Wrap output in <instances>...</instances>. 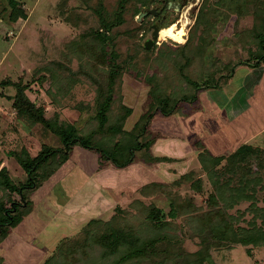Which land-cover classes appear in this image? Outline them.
<instances>
[{
	"label": "rangeland",
	"instance_id": "rangeland-1",
	"mask_svg": "<svg viewBox=\"0 0 264 264\" xmlns=\"http://www.w3.org/2000/svg\"><path fill=\"white\" fill-rule=\"evenodd\" d=\"M9 1L26 17L12 22ZM218 1L155 0L138 16L131 11L141 0L128 4L125 22L107 33L100 51L98 14H110L117 0H0V170L10 179L7 186L0 183V219L1 208L13 219L3 253L0 246L3 264H45L54 250L60 262L71 264L76 254L83 256L88 236L111 255L110 234L121 239L131 229L150 236L154 215L170 252L137 264H264V146L222 156L200 142L182 148L178 138L184 135L172 116L181 101L213 88L222 75L260 65L256 33L262 22L253 14L255 1L247 11ZM185 17L181 38L177 22ZM153 26L162 30L147 49ZM16 85L44 112L47 126L13 108ZM108 88L113 104L102 124L98 109ZM169 108L170 116L160 113ZM149 112L154 117L146 123ZM69 125L102 148L134 136L144 145L125 169L75 147L48 179L43 175L53 167L30 178L11 153L25 151L28 162L41 151L64 152L57 131ZM168 137L176 141L168 144ZM203 152L205 166L198 158ZM219 220L253 233L256 243L239 244L233 236L232 243L203 247L195 233Z\"/></svg>",
	"mask_w": 264,
	"mask_h": 264
},
{
	"label": "trees",
	"instance_id": "trees-1",
	"mask_svg": "<svg viewBox=\"0 0 264 264\" xmlns=\"http://www.w3.org/2000/svg\"><path fill=\"white\" fill-rule=\"evenodd\" d=\"M139 2V0H117V2L114 5V8L110 10V14L106 15L104 12L102 15L98 14V19L100 23V29L96 31L98 34V45L100 51H105L106 49V41H108V34L111 29H114V27H118L120 24L122 25L125 22V15L127 13V5ZM155 0L151 3V0L148 1H142L140 3L139 9H133L131 11L135 14V16H138L141 14V12L144 10V8H149ZM255 1L254 6L256 9H254V16L257 14L259 15L260 22H262L260 29L257 30L256 33V39L259 40V50L260 54L257 55L256 62L258 63H264V0H219L218 5L224 6L226 8H230L235 6L244 7L245 11L248 10V8L251 6V3ZM159 2V1H158ZM9 7L11 8L10 12V20L14 22L18 18H25V14L23 11H19V8H16V4L12 1H9ZM160 3V2H159ZM134 6V5H131ZM237 9V8H234ZM1 12L5 13L6 9L4 7L1 8ZM151 14V13H150ZM156 14V12H155ZM152 15V14H151ZM156 16V15H155ZM188 40L186 41V43ZM185 43V44H186ZM112 45V44H111ZM111 56H114V53L109 52ZM260 61V62H259ZM113 76L110 77V81H108L107 85H110L113 83ZM230 78V75L224 76L222 75V78L219 82L216 81L213 84V88H218L220 85H222L224 82H226ZM16 96L13 99V108L17 111V113L24 118L30 119L33 123H40L42 125L47 126L49 122L45 119L44 112L40 109L34 106L32 102L25 96L24 90L21 86L16 85ZM204 90V89H203ZM108 96L105 98V102L99 107L98 109V119L100 118V122L102 124H107V117H108V110L112 106L113 101H111V88H108L107 93ZM196 98L195 96H192V98H187L186 100L181 101L182 102H188L193 101ZM179 103V105H180ZM178 105V104H177ZM179 105L177 107H179ZM126 109V108H125ZM128 111V110H127ZM172 112V108L166 112L161 111L165 116H170ZM154 113H148L147 115L143 116V120L148 123V121H151L154 117ZM127 114L125 113V117ZM146 123L144 124V127H142L141 133H145L147 130ZM57 135H59L61 148L63 150L54 151L52 150H45L41 151L36 157L32 158L28 162H24L23 159H26V152L23 151L25 154L12 152V157H15V159L18 161L20 167L24 170L26 174L30 175V178L35 173L42 174V170L45 168L52 169L47 174L43 175L44 180L48 179L50 175H52L55 170L59 169L60 166L64 163V161H67L70 157V152L75 147H81L82 149L93 151L96 154H98L101 158H104L105 160L109 161L116 169H125L128 166L132 164L133 155L136 150L141 149L144 145V143L138 142L136 140L135 136L132 139H129L127 142L119 143L116 142L114 147L112 148H102L97 144L91 143V141L85 137L79 136L76 130V127L74 125H69L66 128H60L57 131ZM124 133L117 134L119 138L122 140ZM130 141V142H129ZM243 147H241L242 149ZM240 149V150H241ZM246 149L247 148H243ZM60 153V154H59ZM61 157V161L55 163H51L52 158L53 160L59 156ZM208 155V154H207ZM205 154L204 152L201 153L198 158L199 162L202 166H205ZM37 171V173L35 172ZM5 170H0V176L3 180V185L10 184V179L8 177L6 178L4 173ZM241 182V181H240ZM239 182V184H240ZM9 189L11 190L12 186ZM13 188V187H12ZM14 189V188H13ZM235 200V199H234ZM233 201V200H232ZM1 212H3L2 217L0 219V246L2 248V253L4 251L3 242L6 241L8 238H10V235L12 234L7 227L11 226L13 224V219L8 216V209L1 208ZM21 219L22 215L20 213ZM154 219L151 222L152 225H148L149 227V233L150 236H145L144 234L146 232H140V231H134L126 229L122 232L121 239L116 238V235L110 234L109 235V245L112 248V253L105 254V251L102 249H98L96 246H92L91 238L88 236L87 238V246H85L84 249H82L81 253L83 256H77L79 254L75 255V260L71 264H137V262H144L142 258L150 257L152 260H160L162 255L168 254L170 243L166 239L165 234H163L162 225L159 224L158 218L156 215L153 216ZM20 219V220H21ZM16 223V222H15ZM144 227H147L144 226ZM206 229H201V231H197L195 234L197 236H200L202 239V246L205 248L213 247L212 245L218 243V244H226V243H232L230 238L235 236L237 238V241L239 244H247L250 242L256 243L257 237L254 236V234H248V232H245L242 229L235 230L229 223L227 224L224 220H219L216 222H213L211 225L207 226ZM123 236V237H122ZM123 238V239H122ZM95 240V239H94ZM122 240V241H121ZM8 242L6 241V244ZM58 247V246H57ZM35 248V247H34ZM104 248V247H103ZM37 249V248H36ZM62 251V250H61ZM67 251H70L69 249ZM0 254V264L5 263V258ZM57 253L59 251H52L49 252L50 256L47 257L45 260V264H65L64 262H60L57 258ZM113 254V255H112ZM156 255H159L157 257ZM183 259V258H182ZM41 262V261H40ZM44 262V261H43ZM188 262V261H187Z\"/></svg>",
	"mask_w": 264,
	"mask_h": 264
},
{
	"label": "crops",
	"instance_id": "crops-1",
	"mask_svg": "<svg viewBox=\"0 0 264 264\" xmlns=\"http://www.w3.org/2000/svg\"><path fill=\"white\" fill-rule=\"evenodd\" d=\"M172 116L184 135L178 138L182 148L200 142L222 156L226 150L264 146V63L240 65L220 87L199 91Z\"/></svg>",
	"mask_w": 264,
	"mask_h": 264
},
{
	"label": "bare ground",
	"instance_id": "bare-ground-1",
	"mask_svg": "<svg viewBox=\"0 0 264 264\" xmlns=\"http://www.w3.org/2000/svg\"><path fill=\"white\" fill-rule=\"evenodd\" d=\"M185 14V13H184ZM183 17V16H182ZM181 20L179 21V22H177V29H176V34L179 36V37H181V38H183L184 37V35H185V29H186V26L188 25V18L187 17H185V18H180ZM162 30V29H161ZM161 30H159V32H158V35L160 34V31ZM157 38H158V36H157ZM157 38H156V40H157ZM155 40V41H156Z\"/></svg>",
	"mask_w": 264,
	"mask_h": 264
},
{
	"label": "water",
	"instance_id": "water-1",
	"mask_svg": "<svg viewBox=\"0 0 264 264\" xmlns=\"http://www.w3.org/2000/svg\"><path fill=\"white\" fill-rule=\"evenodd\" d=\"M152 13L155 14V12H152ZM152 29H153V32H152L151 40L146 41L145 44H144V47L147 48V49H149L154 44V42H155V40H156V38L158 36L159 28L156 27V26H153Z\"/></svg>",
	"mask_w": 264,
	"mask_h": 264
}]
</instances>
